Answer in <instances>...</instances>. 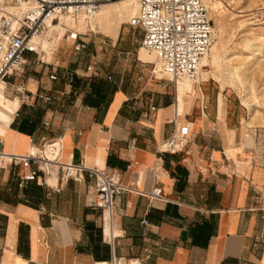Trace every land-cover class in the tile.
Masks as SVG:
<instances>
[{"label":"crops","instance_id":"0c3cea01","mask_svg":"<svg viewBox=\"0 0 264 264\" xmlns=\"http://www.w3.org/2000/svg\"><path fill=\"white\" fill-rule=\"evenodd\" d=\"M70 31H60L65 41L50 51L59 41L46 27L37 53L25 52L5 78L0 151L39 152L58 138L60 161L115 169L129 189L108 213L89 205L94 177L86 171L65 179L52 167L19 184L29 166L0 167V264H94L111 251L145 256L146 264H264V126H252L249 143L245 112L223 102L220 90L203 103L199 85L202 106L185 120L193 93L179 111L175 88L149 74L141 46L122 67L113 62L132 42L120 29L107 41L83 33L77 50ZM173 113L187 140L158 154ZM154 184L161 199L140 193Z\"/></svg>","mask_w":264,"mask_h":264},{"label":"built area","instance_id":"2783aa9c","mask_svg":"<svg viewBox=\"0 0 264 264\" xmlns=\"http://www.w3.org/2000/svg\"><path fill=\"white\" fill-rule=\"evenodd\" d=\"M111 0H0V80L5 87V78L18 71L25 62V52H36L33 37L39 35L47 22L58 21L59 15L72 19L78 16L88 18L98 7ZM130 28L142 33L139 45L153 52L158 71L156 76L154 63L149 74L156 78H166L174 85L179 77L194 79L201 57L205 54L210 38L211 23L202 0H137L136 12L125 21ZM83 31L72 29L69 37L75 50L83 47L85 41L80 38ZM146 61L141 60V65ZM151 63V62H150ZM54 78V73L49 74ZM25 94L20 95L24 101ZM44 100L48 95L38 94ZM171 132L156 143V152H175L180 150L187 140V126L170 119ZM60 143L52 138L41 144L39 152L25 154L0 151V167L7 163L29 166L19 177V184L32 179L37 171L47 172L56 167L60 175L67 179H81L83 172L94 177L93 193L89 205L93 208L110 210L116 194L127 191L129 187L122 183L115 169L97 166H85L80 163L62 162L59 159ZM50 154V156L48 155ZM158 158V157H157ZM31 165V166H30ZM155 170V165L150 167ZM151 198L161 199V189L154 184L148 191H140ZM146 223V219L141 220ZM264 235V229L259 236ZM145 256H124L111 254L107 260H97L94 264H146Z\"/></svg>","mask_w":264,"mask_h":264},{"label":"rangeland","instance_id":"374dc122","mask_svg":"<svg viewBox=\"0 0 264 264\" xmlns=\"http://www.w3.org/2000/svg\"><path fill=\"white\" fill-rule=\"evenodd\" d=\"M218 1L221 2V6L207 11L211 29L213 27V33L215 31L216 34L213 41L217 47L216 53L221 59V66H215L212 70L213 74L209 75L206 79H200L198 83H190L193 88V92L190 94L193 93L192 105L194 108L192 112L185 114L184 118L185 120H190L192 116L196 114V109H198L200 105L202 106L201 91L204 96L203 103H211L214 102L216 92L220 90L223 93V102L228 99L229 101L227 100V103L234 104L238 107L237 109L239 111L242 113L245 112V119H243V124L245 125V121H248L251 116L246 108L244 109L242 107L243 104L241 103V105L240 102L242 95L249 91V97H251L250 99L252 102H255V108L253 118L251 119L252 122L250 126L246 128V140L252 144L254 140L251 130L252 126H264V0ZM128 18L129 16H126L125 18H119L115 23L113 22L114 26L118 25L117 31L120 29L121 35L124 37L128 36V41H132L122 44V46L128 48L129 53L119 54V57L113 61L117 64V67H122L126 63V55H128V57L138 56V48L140 45L137 44L136 41L140 35V30L128 27L125 23ZM240 21L244 22V25L243 23L241 24ZM59 23L60 19L58 22L52 24L58 25ZM62 26L65 30H76L78 22L71 17H65V20L63 18ZM85 29L84 36H95L104 41L109 40L111 37L105 34L103 29L100 30L95 28V30H90L87 27H85ZM51 40H57L59 42H56L50 51L55 49L61 41H65L62 39V33L59 30H55L51 33ZM50 51H48V53H50ZM140 55L144 60L152 61L155 64L154 57L151 56L149 52L143 51L142 48H140ZM107 57L110 58L108 55ZM208 57L209 60H211L210 50L208 51ZM152 62H147L146 66L150 68ZM244 65L245 68L243 67ZM203 69L209 71L211 67L207 65ZM221 70L224 72V81L226 82L224 88L221 87L220 82ZM230 71L234 72L233 74L236 76L232 80L228 78ZM243 78H246V82L244 83H242ZM168 82L172 87V83L170 81ZM198 85L201 91L198 89ZM170 123L172 124V122Z\"/></svg>","mask_w":264,"mask_h":264},{"label":"bare ground","instance_id":"6f19581e","mask_svg":"<svg viewBox=\"0 0 264 264\" xmlns=\"http://www.w3.org/2000/svg\"><path fill=\"white\" fill-rule=\"evenodd\" d=\"M202 2L204 3L206 10L215 9V8H218L219 6L222 5L221 2H219L218 0H202ZM136 9H137V0H120V1L112 0V1L104 2L98 7L97 11H95V13L93 15L89 16L88 18H83L82 16H78L76 18V20L78 22V26H77L76 30L84 32V31H86L85 27L89 28L90 30H95V28H98L100 30L103 29L105 34H108L111 37H115V35L117 33L118 25L114 26L113 22L114 23H115V21L117 22V20L119 18H125L126 16H130L131 14L136 12ZM207 15H208V11H207ZM65 17H70V16L59 15L58 20L60 19V23L58 25L52 24L54 22H47L46 26L42 29V31L39 35L42 34L43 30L46 27H48V34H50V35H51V32L53 30H59V31L64 30L62 23H63V18L65 19ZM56 22H58V21H56ZM240 22H241V24L243 23V25H244V22H242V21H240ZM245 22H246V20H245ZM211 30H212V33H211V39H210L208 48H207L205 54L201 57L199 66H198L197 71H196V76L194 77V79H190V78L182 76V77H179L175 82L174 88H175V93H176V99L178 101V110L179 111H183L187 107V103L184 101V98L186 96L190 95L191 92H193V88H192L191 84H193L194 82L198 83L200 79H203V80L206 79L209 75L213 74L212 70L214 69L215 66H217V65L221 66V63H220L221 59L216 53L217 47H216L215 42L213 41L216 37V34H215V31L213 33V27ZM39 35H37V36H39ZM37 36L33 37L34 43L38 39ZM141 48L143 51L149 52L150 55L154 57L153 52L146 50L143 46ZM209 50L211 52V60H209V57H208V51ZM154 59H155V57H154ZM207 65H209L211 67V70L207 71V70L203 69ZM243 67L245 68V65ZM153 69H154L156 76H163V74L160 71H158V65H157L156 59H155V64H154ZM233 73L234 72L230 71L228 74V78L231 80L234 77H236V76H234ZM201 76H202V78H201ZM220 77H221V81H220L221 87L223 88L226 84V82L224 81V72L223 71L220 73ZM179 79H181V80H179ZM241 81H242V79H241ZM244 82H246V78L245 79L243 78L242 83H244ZM2 87H3V82L0 80V101H1V95L3 93ZM248 93H249V91H247L245 94L242 95L241 103L243 104V106L246 108L249 115L251 116V118L249 119V123H251L252 122L251 119L253 118V115H254L255 102H252V100L250 99L251 97H249ZM48 155L50 156V154H48ZM110 209H111V207H110ZM105 211H107L109 213V211L107 209H104V212Z\"/></svg>","mask_w":264,"mask_h":264}]
</instances>
